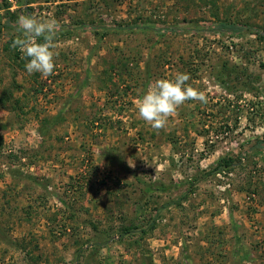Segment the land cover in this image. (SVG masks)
Returning <instances> with one entry per match:
<instances>
[{
	"label": "rangeland",
	"instance_id": "obj_1",
	"mask_svg": "<svg viewBox=\"0 0 264 264\" xmlns=\"http://www.w3.org/2000/svg\"><path fill=\"white\" fill-rule=\"evenodd\" d=\"M26 13L60 26L50 76ZM176 73L207 103L155 130ZM0 264H264V0H0Z\"/></svg>",
	"mask_w": 264,
	"mask_h": 264
},
{
	"label": "clouds",
	"instance_id": "obj_2",
	"mask_svg": "<svg viewBox=\"0 0 264 264\" xmlns=\"http://www.w3.org/2000/svg\"><path fill=\"white\" fill-rule=\"evenodd\" d=\"M59 24L55 19L41 18L32 13L19 15L13 47L18 48L29 74L50 76L56 67V38ZM189 73H176L173 78H160L151 82L136 104L137 114L155 130L167 126L178 108L187 101L207 103L206 94L193 87Z\"/></svg>",
	"mask_w": 264,
	"mask_h": 264
},
{
	"label": "trees",
	"instance_id": "obj_3",
	"mask_svg": "<svg viewBox=\"0 0 264 264\" xmlns=\"http://www.w3.org/2000/svg\"><path fill=\"white\" fill-rule=\"evenodd\" d=\"M221 27H225L226 25H224L223 23L220 25Z\"/></svg>",
	"mask_w": 264,
	"mask_h": 264
}]
</instances>
